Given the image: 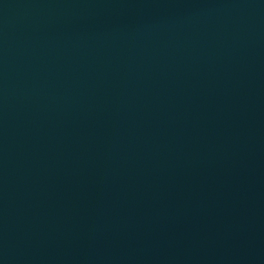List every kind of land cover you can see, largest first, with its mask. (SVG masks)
Returning <instances> with one entry per match:
<instances>
[{
	"label": "water",
	"instance_id": "1",
	"mask_svg": "<svg viewBox=\"0 0 264 264\" xmlns=\"http://www.w3.org/2000/svg\"><path fill=\"white\" fill-rule=\"evenodd\" d=\"M0 264H264V0H0Z\"/></svg>",
	"mask_w": 264,
	"mask_h": 264
}]
</instances>
